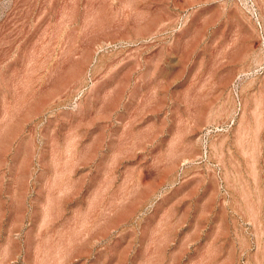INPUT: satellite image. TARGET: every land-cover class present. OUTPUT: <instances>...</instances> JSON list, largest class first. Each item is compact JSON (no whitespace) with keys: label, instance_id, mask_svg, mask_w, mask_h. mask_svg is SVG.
I'll return each mask as SVG.
<instances>
[{"label":"rangeland","instance_id":"374dc122","mask_svg":"<svg viewBox=\"0 0 264 264\" xmlns=\"http://www.w3.org/2000/svg\"><path fill=\"white\" fill-rule=\"evenodd\" d=\"M0 264H264V0H0Z\"/></svg>","mask_w":264,"mask_h":264}]
</instances>
